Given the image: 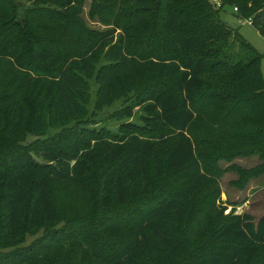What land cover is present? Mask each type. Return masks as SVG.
I'll list each match as a JSON object with an SVG mask.
<instances>
[{
  "label": "trees",
  "instance_id": "obj_1",
  "mask_svg": "<svg viewBox=\"0 0 264 264\" xmlns=\"http://www.w3.org/2000/svg\"><path fill=\"white\" fill-rule=\"evenodd\" d=\"M39 1L67 6L84 0ZM95 1L93 6L104 7V19L121 33L86 29L74 12L68 18L46 8L22 12L15 0H0V264H146L143 257L156 245L161 250L153 264H172L162 249L180 253L175 228L186 225L195 198L212 182L197 156V142H215L208 140L212 125L220 133L252 126L260 137L251 135V149L264 151V54L221 18L222 11L232 9L243 19L251 18L264 36V0H220L221 8L212 0H105L111 5ZM138 2L149 9L129 11L128 5ZM56 18L63 24L61 31L50 26ZM151 29L145 51L137 40ZM102 58L106 62L97 69ZM10 62L20 72L30 71L27 84L15 85L14 76L10 79V68L3 65ZM94 72L99 108L125 96L143 75L171 79V85L156 82L139 104H146L147 121L156 127L159 140L114 135L99 149L86 152L76 138L70 144L73 154L53 153L61 169L36 165L21 141L29 130L45 132L50 110L56 117L68 115L70 107L82 112L76 100L79 86L83 76ZM130 109L128 116L133 115ZM204 131L208 136L199 140ZM217 132L219 149L232 136ZM168 133L178 137L171 140ZM101 162L109 165L102 173ZM152 168L179 176L178 186L140 208L135 218L104 220L92 228L96 236L80 233L83 227L54 229L33 244L10 250V239L19 237L26 222L55 220L58 182L89 188L100 176L101 204L107 205L115 192L119 202L126 200V174L134 187L144 176L148 192L154 185ZM213 238V253L197 264H264V216L256 222L249 213L235 214Z\"/></svg>",
  "mask_w": 264,
  "mask_h": 264
},
{
  "label": "rangeland",
  "instance_id": "obj_2",
  "mask_svg": "<svg viewBox=\"0 0 264 264\" xmlns=\"http://www.w3.org/2000/svg\"><path fill=\"white\" fill-rule=\"evenodd\" d=\"M17 5L23 9H50L54 15L69 17L74 12L77 18L82 20L86 29L89 30H114L116 35L121 33V29L115 24H109L104 18V7H99L95 0H84L80 5L75 2L67 6H59L52 3H44L39 0H15ZM105 4L111 5L110 1ZM128 3L125 2L126 5ZM95 6L98 9H95ZM132 10L139 7L145 12L149 9L148 5L140 2L136 5H128ZM114 10V9H112ZM221 18L229 26L239 29L242 36L256 49L259 53L264 54V36L258 29L249 23L252 19H243L227 9L221 12ZM52 23L53 30L61 31L63 24ZM153 30L147 31L137 40L146 51L149 47V41L152 37ZM167 34L166 32L164 35ZM105 58L97 63V69L105 63ZM2 64V62H0ZM4 67L10 68V79L14 76L15 85L27 84L30 71L20 72L15 63L3 64ZM264 73V60L262 63ZM162 80V81H161ZM162 82L165 85H171V79H160L157 77L141 76L134 83L133 87L126 91V95L114 101L110 106L99 108L97 106L99 82L97 72L88 76H83V83L79 86L80 95L76 98L82 112H76L70 107L68 115L56 117L53 111L47 113L45 132L36 134L32 130L27 132L26 138L21 141V145L29 150V154L36 165L49 166L61 169L59 159L53 158V153L62 152L73 154L70 144L77 138L83 142L86 150L92 151L99 149L102 144L108 140V137L126 135L130 140L136 136L143 141L156 142L158 136L156 127L147 121L148 114L145 111V105L141 104V98L145 96L149 89L156 83ZM131 108V109H130ZM132 110V116L126 114L127 110ZM198 120L201 121L199 116ZM200 125V122H197ZM197 127V126H196ZM216 126L212 125L210 129L211 136L209 141H215L214 134ZM221 133H222V129ZM235 131L229 128L223 131L221 136L224 138L232 136L221 146L216 143L204 145L197 142V156L199 157L203 171L212 180L211 184L195 198L192 211L188 222L183 227H176L179 234L180 253L172 255L162 249L172 264H197L204 255H211L210 244L214 242L213 236L216 235L225 221L231 219L238 213H249L257 222L264 216V151L253 152L250 145L251 135L258 139L259 134H255L253 127L242 126ZM219 131V130H218ZM209 131H204L199 136V140L205 139ZM178 137L176 133H168L167 137L171 140ZM111 142V141H110ZM98 161L102 160L100 155H95ZM151 160V156H149ZM78 160V155L71 159L72 166ZM153 166V164H152ZM109 165L101 162L100 173L108 170ZM151 175L154 179L153 187L145 191L147 186L144 176H140L137 186L131 183L128 175H125L127 186V196L124 202L117 200L116 192L113 200L107 204H101V184L100 176L89 183L87 186L74 184L72 182H58L54 188L53 205L57 209L58 215L55 220L46 222L41 220L38 224L26 222L20 228V235L16 239H10V250L35 243L39 238L46 235L54 229H63L71 226L80 233H87L96 236L93 227L97 226L104 220L121 218L123 220L133 219L138 215L139 209L146 204L154 202L159 197L168 195L178 186V177H169L165 170L157 171L152 168ZM176 178V182L174 181ZM94 209L84 213V209ZM92 219H94L92 221ZM161 248L156 245L155 249L149 252L144 258L146 264H153L155 254Z\"/></svg>",
  "mask_w": 264,
  "mask_h": 264
},
{
  "label": "built area",
  "instance_id": "obj_3",
  "mask_svg": "<svg viewBox=\"0 0 264 264\" xmlns=\"http://www.w3.org/2000/svg\"><path fill=\"white\" fill-rule=\"evenodd\" d=\"M215 4V6L217 8H221L222 7V2L220 0H212ZM234 11L235 12H238L239 11V8L238 7H234ZM249 23H252L251 21H249Z\"/></svg>",
  "mask_w": 264,
  "mask_h": 264
}]
</instances>
